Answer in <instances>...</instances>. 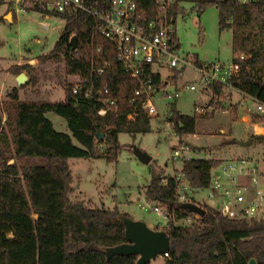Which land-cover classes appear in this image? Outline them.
<instances>
[{"label":"trees","instance_id":"16d2710c","mask_svg":"<svg viewBox=\"0 0 264 264\" xmlns=\"http://www.w3.org/2000/svg\"><path fill=\"white\" fill-rule=\"evenodd\" d=\"M137 1L145 9L148 21H158L160 15L153 0ZM82 2L90 9L110 7L109 0ZM263 2L250 0L238 14L240 0H175L167 12L176 24L178 16L185 13L184 3H192L199 14L216 5L219 29L233 30L234 52L246 51L251 55L245 61L249 70L242 72L238 87L247 84L249 94L261 102H264V77L259 75L264 70ZM3 3L0 0V7ZM20 5L22 9L37 10L65 22L54 48L36 57L41 65L57 64L55 72L61 74L58 76L62 78L65 97L55 102L20 100L19 90L14 87L9 99L0 106V264H135L138 259L135 254L108 259L107 248L126 242L125 225L120 220L122 212L119 207H92L73 200L74 176L69 159L115 161L123 147L120 133L136 138L151 131L152 118L145 113L141 99L136 104L130 101L139 82L124 72L113 44L93 30L89 12L49 10L39 0H21ZM3 19L0 14V22ZM73 36L77 38L74 51L70 44ZM93 60L96 69L103 68L99 81L109 85L110 96L117 103L115 110L103 116L98 110L105 104L99 98L74 94L68 82L70 75L89 76ZM195 61L201 63L197 57ZM11 70L15 74L25 72L27 84L33 85L39 82L42 72L28 63L13 65ZM182 71H174L167 81L176 84ZM153 78L160 88H166V81L161 82L159 75ZM207 89L215 95L225 94L223 85ZM169 109L167 120L174 122L179 136L195 133V115L182 113L175 102L169 103ZM48 112L64 117L72 135L57 130L47 117ZM131 113L133 118L129 119ZM2 114L6 115L4 122ZM252 137L264 143V134ZM222 161L190 158L183 160L180 170L199 191L209 185L211 169ZM164 177H169L167 185L162 184ZM144 192L148 201L165 206L169 212L163 228L170 238L166 264H248L251 258L264 264V220L229 219L213 209L196 218L194 212L174 203L176 183L161 172L153 174ZM189 216L195 217L191 225L178 224Z\"/></svg>","mask_w":264,"mask_h":264},{"label":"rangeland","instance_id":"374dc122","mask_svg":"<svg viewBox=\"0 0 264 264\" xmlns=\"http://www.w3.org/2000/svg\"><path fill=\"white\" fill-rule=\"evenodd\" d=\"M20 1L4 0L0 7V14L4 17L0 22V106L9 99V93L14 87L19 90L20 100L61 101L65 92L62 78L58 76L61 74L55 72L57 64L41 65L36 57L54 48L65 22L56 16H44L37 10L22 9ZM183 6L185 13L178 16L175 24L181 56L197 57L202 62L230 61L233 56V30L219 29L217 6L210 5L201 14L192 3H184ZM9 13L11 21L6 18ZM42 21H47L49 28H45ZM25 63L41 70V78L36 85L27 84L26 81L17 87L18 74L13 73L11 67ZM157 69L164 77L171 74L167 69ZM259 75L264 77V70ZM199 78L197 71L187 67L178 76L176 84H168V91L193 82L197 83V89L181 90L176 100L159 94L156 106L160 115L152 119L151 131L138 134L136 138L125 132L120 133L119 140L123 147L115 161L104 158H70L69 165L74 176L71 198L92 207H119L122 215L143 220L153 229L159 226V230H164L167 218L155 210V203L147 200L144 188L150 183L153 174L161 172L168 176L181 169L183 160L171 159L172 147L179 146V139L190 144L191 151L187 154L189 158H220L225 161L238 158L262 159L264 143L254 140L252 144L246 145L254 128L241 122L244 115L255 112L256 102L243 95L241 102L244 104L241 105V102L234 103L231 95L230 98L225 96L221 103H209L210 98L204 92ZM246 85L241 89L245 91ZM239 96L235 93V99H239ZM172 102L176 103L182 113L196 116L195 133L179 136L175 126L168 122L169 103ZM196 106L209 109L207 112L196 113ZM47 117L57 130L72 135L64 117L54 112H48ZM5 119L6 115L2 114V121ZM222 129H225L224 133ZM167 132L170 133L168 136ZM230 140L234 142L223 145V142ZM74 142L78 144L76 140ZM137 149L151 156V161L142 162L136 155ZM196 200L211 202L206 191L200 192ZM148 264H166L165 256H157Z\"/></svg>","mask_w":264,"mask_h":264},{"label":"built area","instance_id":"2783aa9c","mask_svg":"<svg viewBox=\"0 0 264 264\" xmlns=\"http://www.w3.org/2000/svg\"><path fill=\"white\" fill-rule=\"evenodd\" d=\"M39 1L49 10L64 12L81 9L92 15L93 30L113 44L116 58L124 72L139 82V86L130 97L131 103L136 104L141 99L145 113L152 119L159 118L160 115L156 106L159 94L167 99L176 100L181 90L197 89V83L193 82L182 88H175L174 91H168L167 87L160 88L158 86L153 75H159L161 82L166 81L167 85H172L167 79L174 71L191 67L199 73V81L204 89H207L208 86L223 85L226 90L248 96V91L247 93L242 91L238 84L241 82L242 72L249 70L245 61L250 58V53L235 51L232 59L228 62H201L200 64L192 56H181L175 24L167 15L175 0H153L160 15L158 21H148L145 9L139 6L137 0H109L110 7L107 10L90 9L83 4L82 0ZM249 1L240 0L236 12L240 14L244 5ZM262 6L264 8V2ZM41 24L45 28H49L47 21H42ZM100 50L101 47L98 46L97 51ZM108 64L109 62H106V65ZM157 68L167 69L171 74L164 77ZM102 73L103 68L96 69L93 60L89 76L70 75L68 82L72 85L74 94L82 93L86 97L95 96L99 98L105 104L98 110V113L103 116L108 111L115 110L117 103L116 99L110 96L109 85L99 81L98 75ZM248 97L256 102V110L244 115L241 122L253 126V136L259 133L257 126L264 127V102L251 95ZM208 109L195 107L196 113L207 112ZM128 118L132 119L133 114H129ZM168 122L175 126L174 122ZM169 134L166 133L167 136ZM178 145L172 147L171 159H190L187 157L191 151L190 144L179 139ZM170 176L176 183L174 196V203L176 204L195 203L206 210L213 209L219 215L234 220H247L249 222L264 220V157L258 160L246 158L223 160L211 169L209 185L199 191L190 185L181 170ZM168 181L169 177H164L162 184L167 185ZM202 191L207 192L211 202L196 200ZM155 210L163 213L168 219L169 212L165 206L155 204ZM194 216L200 217L196 213ZM195 217L189 216L181 219L178 224L189 226Z\"/></svg>","mask_w":264,"mask_h":264},{"label":"water","instance_id":"95a60500","mask_svg":"<svg viewBox=\"0 0 264 264\" xmlns=\"http://www.w3.org/2000/svg\"><path fill=\"white\" fill-rule=\"evenodd\" d=\"M6 18L11 21V14L6 15ZM71 49L74 51L77 47V38L73 36L70 40ZM28 80L26 73H19L16 77L17 87H20ZM104 134H101V138ZM254 138H249L245 144H252ZM138 158L144 162L149 163L152 159L146 153L136 150ZM182 209L192 211L200 216L206 214V209L195 203H182ZM120 220L125 225L126 242L109 247L106 250L108 259L114 255H137L138 259L135 264H148L157 256H167L170 250V238L165 230H157L149 227L143 220H135L128 215H121ZM248 264H258L255 258H251Z\"/></svg>","mask_w":264,"mask_h":264},{"label":"crops","instance_id":"0c3cea01","mask_svg":"<svg viewBox=\"0 0 264 264\" xmlns=\"http://www.w3.org/2000/svg\"><path fill=\"white\" fill-rule=\"evenodd\" d=\"M233 52H234V50H233ZM198 59H199V58H198ZM199 60H200V59H199ZM33 61H34V60H33ZM33 61H32V62H33ZM200 61H201V60H200ZM201 62H202V61H201ZM241 90H242V89H241ZM247 90H248V86L246 85V90H245L246 93H247ZM242 91H244V90H242ZM204 92H205L206 94H208V96H209V98H210V99H209V103H217V102H220V103H221V102L224 100V97H225V96H228V97L230 98L231 95H233V96H232V99H233V100H232V99H231V100H232L234 103H240V102H241V98L243 97V95L240 94V93H238V92H231V91L226 90V89H225V91H224L225 94H224L223 96L215 95L214 92H213V90H211V89H205ZM235 93L240 94L239 99H235ZM247 95L250 96L249 92H248ZM241 96H242V97H241ZM248 96H247V97H248ZM228 97H227V98H228ZM217 99H218V101H217ZM233 102H230V101H229V103H233ZM234 103H233V104H234ZM222 104H224V103H222ZM240 104L242 105V104H244V102L242 101ZM240 107H241V106H239V108H240ZM239 108H238V109H239ZM238 113H239V111H238ZM221 131L224 133V132H225V129H222Z\"/></svg>","mask_w":264,"mask_h":264},{"label":"bare ground","instance_id":"6f19581e","mask_svg":"<svg viewBox=\"0 0 264 264\" xmlns=\"http://www.w3.org/2000/svg\"><path fill=\"white\" fill-rule=\"evenodd\" d=\"M257 130L259 133H263L264 132V127L263 126H257Z\"/></svg>","mask_w":264,"mask_h":264}]
</instances>
